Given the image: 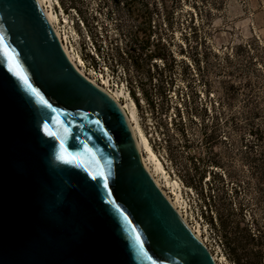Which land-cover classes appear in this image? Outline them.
Here are the masks:
<instances>
[{"label": "water", "instance_id": "obj_1", "mask_svg": "<svg viewBox=\"0 0 264 264\" xmlns=\"http://www.w3.org/2000/svg\"><path fill=\"white\" fill-rule=\"evenodd\" d=\"M0 35L51 106L34 104L0 55V264H215L145 169L124 112L71 63L38 1L0 0ZM97 162L108 189L89 174Z\"/></svg>", "mask_w": 264, "mask_h": 264}, {"label": "rangeland", "instance_id": "obj_2", "mask_svg": "<svg viewBox=\"0 0 264 264\" xmlns=\"http://www.w3.org/2000/svg\"><path fill=\"white\" fill-rule=\"evenodd\" d=\"M59 2L87 71L110 74L133 97L149 96L156 54L166 63L176 57L178 72L196 71L206 83L209 118L198 114L184 133L164 128L155 152L175 171L212 250L227 264H264V0ZM139 111L143 125L146 111L160 122L148 103ZM145 130L157 139L153 127ZM210 186L218 191L207 212L197 191Z\"/></svg>", "mask_w": 264, "mask_h": 264}, {"label": "bare ground", "instance_id": "obj_3", "mask_svg": "<svg viewBox=\"0 0 264 264\" xmlns=\"http://www.w3.org/2000/svg\"><path fill=\"white\" fill-rule=\"evenodd\" d=\"M37 1L59 37L62 47L71 63L86 79L112 97L126 115L135 137L143 165L152 177L154 183L161 190L184 223L205 245L214 263L227 264L225 256L221 254L219 250H212L211 245L209 244L210 239L207 236V230L204 229L199 222L191 220L192 215L189 212V205L185 201L183 188L179 179L175 174V171L170 172L167 170L165 163L151 146L149 137L145 133L141 123L138 106L130 95L129 89L125 85L116 84L113 77H111L108 73L101 72L102 70L100 72L91 69L90 71H87L82 55H80L73 44V40L75 42H80V38H78L75 30L68 26L71 23V19L63 11L59 0Z\"/></svg>", "mask_w": 264, "mask_h": 264}, {"label": "built area", "instance_id": "obj_4", "mask_svg": "<svg viewBox=\"0 0 264 264\" xmlns=\"http://www.w3.org/2000/svg\"><path fill=\"white\" fill-rule=\"evenodd\" d=\"M165 25L167 26L166 23ZM154 60L156 62L152 66L157 67V69L152 75V81L155 79L156 83L150 82L149 96L144 98L140 92L139 95L135 94L134 96L136 97H133L131 91H129V93L137 104L138 110L148 103L149 106L151 105L153 111H157L156 113L160 122L158 120L155 121L153 115H151L149 119L147 111L145 112V117H147L146 124L148 127L143 125L141 119L144 130L145 127L149 130V126L153 127L155 130L157 139H155L152 134H147L145 130L149 137L150 144L155 150L156 141L166 142V132L164 128L168 133L171 131V134H174L173 128L177 126L179 130L184 133L187 131L186 127H188V123L191 120L196 123L198 122V114L204 112L208 117L210 114L206 112L212 111L206 99V91L203 90V86L206 85V83L199 78L196 71L194 74H191L190 77L182 71L178 72L176 69V57L171 60V63H166L161 57H155ZM158 60L161 63H159ZM190 66L193 67L192 64H190ZM156 76H158V78H156ZM161 135H163V138Z\"/></svg>", "mask_w": 264, "mask_h": 264}, {"label": "snow or ice", "instance_id": "obj_5", "mask_svg": "<svg viewBox=\"0 0 264 264\" xmlns=\"http://www.w3.org/2000/svg\"><path fill=\"white\" fill-rule=\"evenodd\" d=\"M0 55H2L5 60L9 64L8 71L12 73L14 77L20 82L23 91L28 95V97L33 101L34 104L40 107L44 108H50L51 106L48 104V102L44 99V97L41 95V93L32 85V83L29 80V77L25 73L23 67L20 65L17 54L14 49H11L10 46L6 43L5 37L3 35H0ZM97 124L100 122L97 121ZM44 132L48 136H52L53 133L48 130V126L44 125ZM86 152L91 153L90 149H85ZM65 154L67 153V149L64 150ZM70 155V154H68ZM59 160L62 161L64 164H71L73 163V159L78 160L79 157H74L73 159L66 158V155L62 154L58 157ZM93 160H95V157L93 156ZM91 175L92 180H97L98 182H102L103 188L108 189L109 188V177L111 175L110 170L104 171L102 168H100L99 163L97 162V170L95 173H89ZM97 187H99V183L97 184ZM108 195L111 196V192H108ZM109 205H114L115 201L109 199L107 201ZM113 211L117 213L119 216L123 217V220L126 224L129 226L131 225V221L129 220L128 216L125 215L121 209L116 206L113 208ZM130 235L133 236L134 241L136 245L139 248V253L142 256H147V254L144 252V246L143 242L141 241L140 235L137 232V230L132 227Z\"/></svg>", "mask_w": 264, "mask_h": 264}, {"label": "trees", "instance_id": "obj_6", "mask_svg": "<svg viewBox=\"0 0 264 264\" xmlns=\"http://www.w3.org/2000/svg\"><path fill=\"white\" fill-rule=\"evenodd\" d=\"M169 20V19H168ZM152 30V26H151V22H150V16H149V42H150V37H151V31ZM164 56L163 54H156V56H153V57H162ZM152 58V56L150 57ZM162 94V92H161ZM196 112H197V109H196ZM218 191V188L216 187H207L206 188V191H203V189H200L199 191H197L198 193V198L200 200V206L201 207H205L206 211L207 212H212L213 209H215L216 207V194L215 192ZM213 193V194H212Z\"/></svg>", "mask_w": 264, "mask_h": 264}]
</instances>
